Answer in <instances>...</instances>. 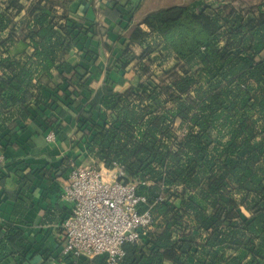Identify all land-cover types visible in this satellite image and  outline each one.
<instances>
[{"label":"trees","instance_id":"16d2710c","mask_svg":"<svg viewBox=\"0 0 264 264\" xmlns=\"http://www.w3.org/2000/svg\"><path fill=\"white\" fill-rule=\"evenodd\" d=\"M73 1L0 0V144L30 120L60 136L58 116L76 119L88 156L122 167L153 218L155 231L126 242L118 264H264V0L174 5L147 15L150 30L134 23L141 1L117 2L120 24L129 17L123 55L142 47L140 82L116 91L108 74L95 95L87 66L68 59L72 44L84 47ZM59 79L64 95L40 118L30 104ZM25 243L8 226L0 262Z\"/></svg>","mask_w":264,"mask_h":264},{"label":"crops","instance_id":"0c3cea01","mask_svg":"<svg viewBox=\"0 0 264 264\" xmlns=\"http://www.w3.org/2000/svg\"><path fill=\"white\" fill-rule=\"evenodd\" d=\"M132 1L138 6L141 0ZM117 2L125 4L129 0H74L71 4V17L83 26L78 39L84 47L81 48V43L72 44L68 59L87 66L93 95L103 89L108 74L117 81L116 91H124L140 82L135 56L141 54L142 47L138 43L131 44L133 57L126 59L123 55L122 47L130 41V31L125 28L129 17L120 24ZM141 9L135 13L134 23H142L144 30H150L144 22L148 14L140 17ZM118 64L125 68V75L117 70ZM56 83L57 90L44 87V102L33 100L30 104L40 118L53 110L49 103L55 92L58 96L64 95V83L60 79ZM69 90L76 91L75 88ZM58 117L64 122L56 140L50 141L49 133L30 120L24 130L15 129L0 144L6 158V163L0 166V240L11 225L20 227L26 238L24 248L16 246V251L0 264H71L69 257L63 254L65 240L61 225L72 214L73 204L62 198V192L69 181L72 162L100 161L88 156L86 136L79 131L76 119ZM19 124L24 126V123ZM26 176L30 179L22 185L20 178Z\"/></svg>","mask_w":264,"mask_h":264},{"label":"built area","instance_id":"2783aa9c","mask_svg":"<svg viewBox=\"0 0 264 264\" xmlns=\"http://www.w3.org/2000/svg\"><path fill=\"white\" fill-rule=\"evenodd\" d=\"M47 137L50 141L57 138L54 131ZM5 163L0 153V166ZM124 175L122 167L107 169L101 161L71 163L62 198L73 204V211L61 225L63 254L71 258V264H77L79 257L98 256L118 264L125 255L126 242L143 240L155 231L150 211L141 210L146 197L138 194L136 182L123 180Z\"/></svg>","mask_w":264,"mask_h":264},{"label":"rangeland","instance_id":"374dc122","mask_svg":"<svg viewBox=\"0 0 264 264\" xmlns=\"http://www.w3.org/2000/svg\"><path fill=\"white\" fill-rule=\"evenodd\" d=\"M228 1L229 0H141L142 9L140 11V17L142 15L145 16L146 14L153 13L154 11L167 9L174 5H186L189 7V9L192 12L196 13L207 6L218 8L220 7L221 3H227ZM240 1L251 2L253 0H238L236 1V3L239 4ZM255 1H258V0H255ZM172 64L173 62L171 61L169 63V67L172 66ZM90 163H95V162H90ZM145 237L146 236L144 235V239ZM142 241L143 240H140L139 242H142Z\"/></svg>","mask_w":264,"mask_h":264}]
</instances>
